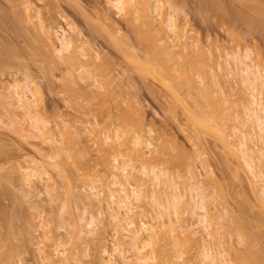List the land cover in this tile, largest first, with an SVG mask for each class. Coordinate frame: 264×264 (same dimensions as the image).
I'll return each mask as SVG.
<instances>
[{"label":"rangeland","instance_id":"obj_1","mask_svg":"<svg viewBox=\"0 0 264 264\" xmlns=\"http://www.w3.org/2000/svg\"><path fill=\"white\" fill-rule=\"evenodd\" d=\"M162 1L161 15L166 17L169 11H175L178 23L182 27L183 33L180 32L182 40L179 42L186 45L185 48L181 47L183 53L188 55L191 52L200 51L203 54L201 66L203 69L193 74V77L199 87L207 85V90L212 92L210 97H204L206 100L208 99L207 102H203L204 98L198 95L199 98L201 97L200 102L194 104V101L190 100L188 96L185 97L186 93L183 89L175 88H178L177 85L173 87L170 84L172 88H166V86H162L163 83L158 77V79L154 77L156 74L153 75L154 73L151 71L152 75L151 73H142L144 71L142 67L145 66L146 60L149 61V53L145 47L146 40L141 42L145 41L144 46L138 42V38L141 41L145 37L143 33L146 32L140 28L143 32L141 33V35L143 34L142 38H140L138 28H136L135 34L139 33L140 37L130 33V31L134 32L131 30L133 26H130L114 7L111 8L107 0H19V2L17 0L15 2L18 5L8 0H0V59L2 57L3 61L0 63V205H2L0 207L3 208V211H0V253L8 256L12 254L13 264H48L45 258L52 255L53 259L50 262L53 263L50 264H66L65 258L69 255L72 257L71 264H78V260L83 264H101L110 258L107 254L104 256L103 248H107V251L114 258L116 257L113 244L120 238H117L120 233H116V229L114 226L112 227L109 217L106 215L105 199L109 196V189L112 186L105 165L102 163L104 162V158L101 159L103 156L100 155L102 153H107L106 157L111 163H115L113 157L117 155L120 163L130 162L132 166H129V170L131 169L134 176L138 173V175L141 174V167L144 164L149 167L154 166L162 171L165 168L164 172H169L170 176L174 174L171 178L175 176L170 181L175 184L177 182L178 191L188 198L191 196L190 186L194 185V180L189 178L190 171L188 173L187 171L188 169L194 170L197 180L203 181L201 185L197 184V186L206 189L204 192L209 194L207 201L211 204L209 202L207 204L212 209L210 218L213 220L214 229L218 232H215L213 236V239L217 237V241H214L216 250L221 249L228 264H240L239 262L259 264V260H254L255 258L249 260V258L238 257L246 256V251L250 250L251 252L253 248L250 246V249H243L244 246L247 247L248 244L253 243L250 242L252 239L249 237L251 240L249 239V243L246 244V240L242 238L243 235H246L249 230L252 232L251 229L255 235L259 231L256 229L258 228L256 223L264 222V206L261 201L264 198L260 199L262 196L259 195L263 191L260 193L254 187L245 167L240 164L241 162L236 156L228 151L224 140L214 134L215 130L205 131L199 127L196 130L197 127H194L196 125L191 115L193 113L200 116L204 114V119L201 118L203 123L206 119L208 121L214 119L212 124L216 122L215 124L221 125L222 122H226L227 126H224L226 130H232L236 125L240 126L238 121L244 116L243 110L250 92L245 90L244 93V88L239 85L241 83L239 78L228 73L227 70L235 69L236 64L233 59L227 57V54L244 55L249 50L250 59H254L252 64L259 67L264 73V32L261 35L263 28L260 26H264L261 19H264V11L263 16L261 14L264 8L261 9V15L257 13L261 18L257 17L256 19L255 17L258 15L253 14L257 22L261 19L262 24L258 22L260 24L258 26L261 28L259 31L256 30L259 29L257 26L255 29L241 19L242 12L246 15L253 13L250 7L248 8V4L247 7L243 5L246 4L244 1L222 0L225 1L224 4L227 1L228 5H224L225 8L221 5L222 9L231 8L228 10L229 15L233 17L231 22L224 20L221 17L222 14L218 13L220 11L216 12L217 5L213 6L215 0H174V2L172 1L173 5L171 1ZM217 1L215 2L218 3ZM222 1L220 2L222 3ZM229 1H234V3L230 4ZM260 5L264 6L261 2ZM203 9L211 12L206 13L202 11ZM232 9L235 13H232ZM234 9L240 10V20L236 13L238 11ZM20 10L24 12L25 17L18 13L22 12ZM19 14L22 16L21 18ZM243 14L242 18L246 17V15L243 17ZM253 15H250V18H253ZM247 17L249 18L248 15ZM165 29L168 33L166 27ZM64 30L67 31V36L76 41L72 50L58 54L57 50L60 48L58 37ZM170 34L173 33L169 32L168 37ZM169 40L172 41L170 38ZM118 41L122 44H119ZM79 48H83L82 53ZM84 53L86 56H82ZM4 60L8 61L4 62ZM138 63L141 67L137 65ZM3 64L5 65L3 66ZM80 64L85 69L80 70ZM137 67H140L142 71H139ZM85 70L89 72L87 73ZM90 71L93 73L91 74ZM80 74L85 76L84 78L87 77L88 80L81 79L83 77L80 78ZM88 76H93L92 80ZM27 80L33 82L32 88L36 92L38 117L42 125H46V128L49 129L47 135L50 137L38 134L39 132L34 129L32 122L24 115L22 116L21 110L17 107L19 102L16 100L17 96L14 95L15 92L11 85L15 83L23 85ZM88 84L92 85L91 88ZM96 84L97 86H95ZM263 84L259 86L261 93L264 91ZM96 87L98 88L96 89ZM220 88L226 94V98L221 99L223 102L216 99L218 94L220 96ZM101 90L104 93L99 95ZM86 91L87 93H85ZM244 94H248V97H245ZM90 95H93V98ZM113 95L117 97H113ZM83 96L86 100L82 98ZM195 96L197 95L195 94ZM260 96L262 97V95ZM183 98L188 99L184 100ZM91 100H95V103ZM197 114L194 115L199 117ZM108 116H110L109 119ZM217 117L220 118L219 122ZM208 121L207 123H209ZM217 128L221 129L218 125ZM96 130L100 131H98L99 134L93 133L97 132ZM194 130L199 131L200 133L196 132L199 135L202 133L201 136L194 135ZM124 132L129 139L127 142L124 141L126 140ZM95 135L99 138L102 137L103 144L108 145V148L105 146L101 148L104 150L103 152L97 146L98 138ZM109 136L111 139H107ZM136 136L141 137L144 142L140 147L135 146L132 142ZM196 136L201 140L198 141ZM95 137L96 141H94ZM148 141L152 142V146L146 144ZM92 142L94 143L92 144ZM115 145L116 147H114ZM97 148L99 151L101 150V153L97 151ZM137 150H141L142 153L139 151L140 155H138ZM173 156L180 162L172 163L173 160L175 161L172 159ZM182 162L185 164L183 165ZM169 163L176 166L175 169ZM186 163L192 166L188 168ZM177 164L179 167L180 165L184 167L179 168ZM27 168H30V172L29 169L25 171ZM208 171L211 176L207 175ZM26 174L27 176H25ZM239 174L240 176H238ZM161 179L165 182L164 178ZM213 179H217L218 181H215L218 184L215 181L216 185L212 183ZM151 182L148 179V183ZM167 183L169 184V182H165V184ZM94 185L97 187V191H101L100 197L105 202L100 207L101 209L97 207L99 206L97 203L96 206L93 205L91 187ZM162 185L156 188L158 198H161V194L167 196L164 192L168 190L169 193L171 192V189H168L166 185L164 188H167L165 189L167 191L163 192ZM258 185L264 186V182L259 180ZM108 187L110 188L108 189ZM143 187L142 185L139 188ZM219 189L221 190L219 191ZM160 190H162L161 193H158ZM148 191L142 193L147 202L150 194ZM145 203L141 202V206L135 208V213L138 216L137 212H139V217H136L135 214L132 215L135 216L137 223L140 218H143L140 214L144 210L146 211H144L146 217L143 218L145 221H153V218L156 217L152 206L148 205L146 208ZM98 208L103 212L106 211L103 213L104 217L98 215L101 220L98 221L97 232L87 241L79 240L75 244L72 241L73 231L76 228L83 229L90 214H98L100 211ZM17 209L22 212V215L18 221L17 218L14 219V224L11 223L13 227H10L12 233L9 232V234L11 233L9 236L6 231H9L8 223L10 224L11 221L7 220L12 216L9 215L10 212L16 213ZM14 210L17 211L14 212ZM190 213H188L189 215L185 214V222L189 221L193 225L191 226L189 222L187 225L196 228L197 225L194 226V224H196L197 217L192 215L190 217ZM217 213L222 215L220 219ZM232 213H236V215H232ZM8 215L10 217L6 220ZM193 217L194 219H192ZM4 221L6 222L4 223ZM193 221L195 222L193 223ZM183 224V226H187L185 223ZM240 224L244 227L249 224L251 229H247L249 225L247 228L242 227L244 231L246 230L244 234L241 228L235 229ZM261 224L259 225L261 226ZM190 227L187 226V228ZM254 229L256 230L254 231ZM47 232L48 234H46ZM241 232L243 234H240ZM261 232L263 230L256 234L261 235ZM253 234L251 236L254 237ZM202 235L207 240L205 234L202 233ZM254 238L257 236L255 235ZM262 238L254 239L256 249L254 246L253 252L264 253ZM180 240L185 241L184 238H180ZM200 241L199 246L206 243ZM194 245L196 244L194 243L191 248V257L187 258L186 256L185 258L187 264L202 263L200 255H198L201 251L200 247V251H197L198 249L195 248L198 247ZM236 260L239 262L237 263ZM249 261L252 262L249 263ZM262 261L263 259L261 263Z\"/></svg>","mask_w":264,"mask_h":264},{"label":"bare ground","instance_id":"obj_2","mask_svg":"<svg viewBox=\"0 0 264 264\" xmlns=\"http://www.w3.org/2000/svg\"><path fill=\"white\" fill-rule=\"evenodd\" d=\"M8 1L17 4L15 2L17 0H8ZM168 1H171V4L174 2V0H168ZM175 1H177V0H175ZM215 1H217V0H215ZM215 1L213 2L214 3L213 6L217 5V7H216L217 11L216 12L220 11L218 13L220 15L222 14L221 17H223L224 20H227V22H229V21L231 22V18H233V17H231V15H229V13H228V10L231 8L228 9V7H227L228 5L226 4L227 1L225 4H224L225 1L223 2L222 0H218L217 1L218 3H216ZM220 1H222V3ZM234 1H231V2L234 3ZM241 1L246 2V4L244 3L243 5L244 6L246 5V7H247V4H248L249 5L248 8L250 7V9H251V11H253V13L247 14L249 16V18H248L246 13L243 14V12H242L243 17L245 15L247 17V18L244 17L245 18L244 19V18H242V14H240L239 9H234V10H237L239 13L238 12H236V13L238 15L240 14L241 19L244 20L245 22H247V24L250 25L251 27H253V28L255 27V29H256L257 27L259 28L261 26V28H263L261 31L262 32L261 35H263L264 26H262L260 24H262V22H264V19L261 18V16L259 17V14L261 12V9L264 8L263 5H260V2H261V4H264V0L263 1L262 0L261 1L260 0H240V2ZM18 2H19V0H18ZM107 2H108V4L110 3L111 8L114 7L118 11V13L122 14V16L124 17V20L127 21V23L130 26L134 27V28L132 27V29H131L134 32L130 31V33H132V34L134 33V35H136L138 37L139 33H140V35H141V33H143L141 31V29H143V31L146 32V33H143V34H145V37H144L145 39L142 38L143 34L141 35V37L139 35V37L142 38V40L140 41L138 38V42H140V44L144 45L145 41L143 43H141V42L143 40H146L145 43H147V44H145L146 46L145 45L144 46L146 47V50L149 53L148 54L149 61L146 60L145 66L142 67L144 71L141 70V68H140L141 66L138 63L137 65L140 66V67H137V68H139V71L141 70L142 73H144V72L151 73L152 72V73H154L153 75L156 74V76H154V77H156V78L158 77L160 79V81L163 83L162 86H166V88H169V89L172 88V86L170 84H172L173 87L177 85L178 88L177 87H175V88L177 90L183 89L184 93H186L185 97L188 96L190 98V100L194 101V104L199 103L201 97H203V98L204 97H210V94L212 92L210 93L209 90H207V88H208L207 85H203L202 87L201 86L199 87L198 84L195 82L194 77H193V74H196L197 72H199L203 69V68H201L203 54L200 51L199 52L194 51V52H191L190 54H188L189 55L188 56L187 54H184L183 51L181 50V47L185 48L184 46H186V45L179 42L180 40H182L181 35L183 32H182V27L180 26V24L178 23V19L176 18L175 11H169L167 13L166 17H163L160 13V10L162 8V2H163L162 0L161 1L160 0H107ZM231 2H230V4H232ZM175 4H176V2H175ZM199 4H200V2H199ZM221 5H223L222 6L223 8H225L224 5H227L226 6L227 9H222V7H220ZM174 6H172V7H174ZM185 6H186V4H185ZM20 11H22V10H20ZM183 11H184V8H183ZM202 11H205L206 13L211 12V11H207L204 9ZM232 11H233V9H232ZM263 11H264V9L262 10L261 14L263 13ZM156 12H157V15H155ZM18 13H20L21 15L24 16L23 11L18 12ZM198 13H200V12H198ZM232 13H235V12L233 11ZM254 13L255 14L259 13V14H257L258 16H256ZM263 14H262V16H263ZM21 15H20V18L22 17ZM212 15H213V13H212ZM240 15L238 16V18L240 17ZM250 15H253V18L255 17L256 19H257V17L261 18L262 22L260 21L261 19L260 20L258 19L259 20L258 22L259 23L261 22L259 24L255 18L254 19L250 18ZM216 16H218V15H216ZM234 16H236V15L234 14ZM239 20H240V18H239ZM224 23H225V21H224ZM258 24L260 26H258ZM70 25H71V23H70ZM165 27L167 28L168 33L170 32V33H173L174 35L170 34L168 37V33H166ZM74 28H76L75 25H74ZM74 28H73V31H74ZM136 28H138L140 30V31L138 30V32H139V33L137 32L138 34H135V31H137ZM228 28H230L229 25H228ZM261 28L256 29V30L260 31ZM134 29H136V30H134ZM66 32H67L66 30L62 31L60 36L58 37L59 41H60V48L57 50L58 54H60L64 51L72 50L71 48H73L75 45L76 40L70 36H67ZM75 32L78 33L77 31H75ZM79 32H81V31H79ZM180 32H182L181 35H180ZM78 34H80V33H78ZM232 34H235V33H232ZM169 38L172 41H170ZM112 39L114 41V38H112ZM119 44H122V43L119 42ZM120 47H121V45H120ZM122 47H123V45H122ZM35 50H36V48H35ZM80 50L82 53L83 48L82 49L79 48V51ZM8 52H10V51H8ZM9 55H10V53H9ZM250 55L251 54L249 53V50H247L244 53V55L243 54L237 55L236 53L235 54H227V57L229 59H233L234 63L236 64L235 69L231 68V69L227 70L228 73L230 75L232 74L233 76H237L239 78V80L241 82V83H239V85L244 88V93H245V90L250 92L249 97L247 96L248 94H244L245 97H248L249 99L248 100L246 99L247 103H246V106L244 107L245 113L243 110V114H244V116H242L243 118L242 119L237 118V119H240L239 120L240 122L238 121V124L240 123V126L236 125L233 127L232 130L231 129L226 130V128L224 127V126H227L226 122H222V123L220 122L221 125L215 124L216 123L215 122L216 119H215V121H214L215 123L212 124V121L214 119L211 121H208V119H206L209 123H207V121L204 120V123L206 121V124H204L203 121L201 120V118L204 119V114L201 115L203 117H201L197 113H193L191 116L194 119V122H195L194 124L196 125L194 127L195 128L197 127L196 130H198V127H199V129L201 128L205 131H211L212 132L215 130V133L214 132L213 133L215 135L217 134L220 139L224 140V143L226 145L225 147H227L228 151L231 154H233L234 156H236V158L239 159V161L241 162V163L240 162L239 163L245 167L246 172L248 173V175H250V180H251L252 184L254 185V187L256 189H258V192H260V193L263 191L262 192L263 195L259 194L262 196V197H260V199H261V198H264V186H259L258 183H259V180L264 182V98H262V97H264V93H263L264 91L262 90L263 91L262 92L263 94H262L259 86H261V84L264 83V73L259 69V67L252 64V63H254V62H252L254 59L253 60L250 59ZM82 56H86V53H84ZM97 57H98V55H97ZM76 58H78V57L76 56ZM1 59H2V57H1ZM1 59H0V63L3 62ZM79 59H81V58H79ZM79 59H78V61H81ZM7 61L8 60H4V62H7ZM71 61H73V60H71ZM81 64H80V66H81L80 70L85 69V68H83L84 66H82ZM88 64L90 65V63H88ZM133 64H135V63H133ZM227 64H229V63H227ZM4 65L5 64H3V66ZM222 65L223 64L221 63L220 66L222 67ZM154 70L156 73L153 72ZM92 71H93V68H92ZM82 72H84V71L82 70ZM86 72L88 73L89 71H86ZM86 72H85V74H87ZM90 73H91V71H90ZM152 73H151V75H152ZM82 74L85 75L84 73H82ZM98 75H99V73H98ZM81 76L82 75L80 74V78H81ZM85 76H82L83 78H81V79H86L87 77L84 78ZM92 77L88 76V78H91L90 80H92ZM95 77H98V76H95ZM234 78H236V77H234ZM86 80H88V79H86ZM172 81H173V83H172ZM96 82L98 83V80ZM169 82H171V83H169ZM32 86H33V82L30 80H27L26 83H24L23 85H21L19 83H15V84L11 85V88L15 92L14 95L16 94V96H17L16 100H17V102H19L17 104L18 106L16 104L15 105L18 107V109L21 110L20 114H22V116L24 115V117L26 119H28L32 122L34 129H36L39 132L38 134H41L42 136L47 137L48 136L47 134H49V132H48L49 129L46 128V125H42V123L38 117V110H37L38 105L36 104L37 103L36 92L33 90ZM89 86L91 88L92 85H89ZM89 86H88V88H89ZM95 86H97V84ZM98 87H100V86H98ZM98 87H96V89ZM262 87H261V89H263ZM88 88H86V89L89 91ZM243 88H242V90H243ZM176 89H175V92H176ZM258 89L260 92L258 91ZM219 90H220L219 91L220 96L218 94L216 99H218L217 101L223 102L222 100H224L226 98L225 97L226 94H224V92L222 91V88H220ZM13 91H12V93H13ZM219 92H217V93H219ZM85 93H87V91ZM102 93H104V92H102V90H101L99 95H101ZM195 94L197 96H195ZM179 95H180V93H179ZM198 95L201 97L199 98ZM260 95H262V97ZM84 96L82 98L85 99L86 96L85 97ZM115 96L113 95V97H115ZM88 98H90V97H88ZM92 98H90V99H92ZM187 99H184V100H187ZM115 100H116V98H115ZM205 100L206 99L204 98L203 102L208 101V99L206 101ZM94 101L91 100V102H94ZM199 105H201V104H199ZM86 106H87V104H86ZM90 106H91V104H90ZM204 110H206V109L204 108ZM194 114L199 115L200 118ZM238 114H239V112H238ZM109 117L110 116H108V119H109ZM210 117H212V116H210ZM209 119H211V118H209ZM219 119L220 118H218V120H217L218 122H219ZM17 122H18V120H17ZM217 125L221 129L217 128ZM80 130H82V129L80 128ZM196 130H194V135H199L197 133H200V132L196 131ZM76 131H78V130H76ZM87 131H88V129H87ZM87 131H85L86 134H88ZM96 131L97 132H93V133L96 134V133H98L99 130H96ZM123 131L126 132V130H123ZM227 131L228 132L230 131V132L228 133ZM81 133H82V131H81ZM227 133H228V135H227ZM79 134H80V132H79ZM201 134L199 135V137L201 136ZM126 136H127V134L125 133V137ZM44 137H42V138H44ZM48 137H50V136H48ZM123 137H124V135H123ZM123 137H122V139H123ZM125 137H124V139H125ZM127 137H126V140H124L126 142L129 140V139H127ZM97 138H98V140H97ZM97 138L94 141L97 140V143H98L97 146L99 149L103 148V146H105V148L108 146V145L103 144L104 140H102L103 139L102 137H100V138L97 137ZM196 138L198 141L201 140L197 136H196ZM225 138H226V140H225ZM107 139H111L110 136L107 137ZM230 139H232V140H230ZM108 141H110V140H108ZM132 142L134 143L135 146H138V147H140V145L142 146V144L144 143L143 140L141 139V137H139V136H136L135 138H133ZM93 143L94 142H92V144ZM108 144L111 145L110 143H108ZM146 144L148 146H152V142L148 141ZM114 147H116V145ZM98 148H97V151H99ZM118 149H116V150H118ZM73 151H75V150H73ZM103 151L104 150H102V152ZM108 151L110 152V150H108ZM139 151H141V150H137V152H139ZM111 153H112V151H111ZM141 153H142V151H141ZM102 154H100L101 156H103L101 159L104 158L103 159L104 162H102V163L105 165V170L108 174V177L110 178V185L112 186L111 189H109L110 187H108V189L110 190V194L105 199L106 205L104 204V206L108 212V213L106 212V215H108V217H109V222L112 225V227L114 226V228L116 229V233H118V234L120 233V235L117 236V238L118 237H120V238H118V240L116 238L117 241L115 242V244H113L114 248L112 247L113 251L116 254V257L114 258V256L111 255L107 251V248H103L104 249L103 250L104 256H105V254H107L108 256H110V258H109V260H106V261L104 260V262L102 261L103 263H101V264H187L185 258H186V256H187V258H188V256L191 257V255H190V254H192L191 248H193L194 243L196 244L194 246L198 247V248H195V247L194 248L196 250L198 249L197 251L201 250L199 252L200 254H198V255H200V258H201V260H200V262H202L201 264H228V260L225 257V255L221 252V249H218L219 250L218 251V250H216L217 248H215L214 241H217L216 240L217 237H214L215 239H213V236H214L215 232H217V231H216V229H214L213 220L210 218L212 216V214H210V210H212V209H210L208 204H207V202H209V201H207L208 200L207 195H209V194H206L207 192L206 193L204 192L206 189L204 190V189H201L199 186H197V184L201 185V183H203V181L197 180V177L195 175L196 172L194 170L188 169V171H187V173L190 171L189 172L190 174H188L189 178H191V180H194V185L190 186L191 187L190 188L191 196L188 198V196H186L185 194H181L182 193L181 191L180 192L178 191L177 182L175 184V182L170 181L175 176L173 178H171L172 175H174V174H172L170 176L169 172H164L166 170L165 168H164V171H162V170H160L154 166L149 167V165L144 164L141 167L142 170L140 169L142 171V172H140L142 174V175L140 174L142 177L140 175H138L139 173L134 176L131 169L129 170V166L131 165L130 162L126 161L127 162L126 163L124 161V163H122V162L120 163L119 159L117 158V156H118L117 155V156L113 157V160L115 163H111V162H109V158L107 159V157H106L107 153H102ZM135 155H136V153H135ZM138 155H140V152ZM173 157H172V159H175V157L174 158ZM173 162L177 163V162H180V160L178 161V158H176L175 161L174 160L172 161V163ZM178 164H177V166L179 167ZM182 164L184 165L185 163L182 162ZM172 165L170 164V166H172ZM187 166H189V165L187 164ZM187 166H186V168H187ZM191 166H189L188 168H190ZM172 167H174V165ZM175 167H174V169H175ZM180 167H182V165H180ZM28 169L30 172V168H27L25 171H27ZM168 169H169V167L167 168V171H168ZM170 170H171V167H170ZM185 172H186V170H185ZM209 173H210V171H208L207 175H209ZM104 175L106 177V174H104ZM25 176H27V174ZM209 176H211V175H209ZM209 176H207V177H209ZM235 176L237 177V175H235ZM238 176H240V174ZM143 177L146 179H144ZM161 178H164L165 182H169V184L168 183L165 184V182H163V179H161ZM239 178H241V177H239ZM148 179H149V182L152 181L151 182L152 184L148 183ZM215 180L218 181L217 179H213L212 183H214ZM216 181H215V183H216ZM161 184H163L162 188H164L165 187L164 185H166L168 189H171L170 193L168 192L169 190L168 191L165 190L167 188L163 189V192H164V190L168 192V193L164 192L167 194V196H165V194H164L165 197L162 196V194H161V198H164L163 199L164 201L160 197L158 198V195H156V193H157L156 188H157V186H160ZM216 184H218V183H216ZM142 185L144 186L142 188L143 190L139 188ZM262 185H263V183H262ZM149 188H151V189H149ZM148 190H150V191H148ZM220 190L221 189H219V191ZM146 191H148V193H150V194L152 193L151 195L149 194V196H148V199H149L148 202L146 200H144L145 197H144V195H142V193L146 192ZM161 191L162 190H160L158 193H161ZM91 192H92L91 197L94 199L93 205H95L97 203V205H99L97 207L100 208L101 206H103L102 204H103L104 200H102L103 198L100 197V195H102L101 191H99V190L97 191V187L94 185L91 187ZM209 197H212V196H209ZM261 201H262V204L264 206V199H261ZM141 202H143V203L146 202L145 207L148 205L152 206V210L155 212V215H156V217L153 218V221H151V220L145 221V219H143L146 217L145 216L146 213H144L145 210L142 211L143 213L140 211L142 213L140 215L143 218H140L139 219L140 221H138V223H137V220L134 218L135 216H132L133 214L136 215L135 208L138 206H141V204H140ZM0 206L2 207V205H0ZM1 207H0V211L1 210L3 211V208H1ZM17 210H14V212H16ZM11 211H13V210H11ZM105 211L104 212L102 210H100L99 212L97 211L98 212L97 215H93L92 212H91L92 214L89 213L90 217L88 218L84 228L83 229L76 228L73 231L72 241L75 244H77L79 242V240L87 241L91 236H93L97 232L98 221L101 220V219H99L98 215L101 217H104L103 213H105ZM18 212H19V210H18ZM18 212H16V213L10 212L11 214H9V215H12V216L10 217L8 215L6 218V220H7L8 217H10V219H8L7 221H9V222L11 221L10 224L8 223L9 227L7 226L9 231H6V232H8L9 236L12 233V229L10 231V227H13L11 225L14 224V222H15L14 219L17 218V221H18L22 215V212H19V214L21 213L20 215L18 214ZM188 213H190V217H192V216L197 217V219L195 218L197 221H196V224H194V226L197 225L198 227L196 226V228L195 227L191 228L190 227L191 223L189 221H187V223L189 222L190 225L189 224L187 225V223L185 222L186 220L184 219V216H185V214H188ZM16 214L19 215V218H18V215L16 216ZM137 214H138V216L136 215V217H139V212H137ZM217 214H215V215H217ZM0 215H1V213H0ZM215 215H214V217H215ZM218 215L217 216L220 219V217L222 215H220V214H218ZM232 215H236V213H232ZM192 219H194V217ZM5 222L6 221H4V223ZM194 222L195 221H193V223ZM247 222H249V221H247ZM259 222L260 223H258V222L256 223V225L258 227L256 229H257V231L259 230L256 233H260V230H263V232H264V229H263V227H264L263 223L264 222L263 221H259ZM11 223H13V224H11ZM183 223H185L190 228H187V226L186 227L183 226L184 225ZM236 224L237 223H235L234 225H236ZM250 224H251V222H250ZM259 224H261L262 227ZM238 225H239V223H238ZM248 225L246 224L245 227L247 228ZM240 226H236L235 229L241 228V231L243 230L242 232L244 233L246 231V230L244 231V228H245L244 225L242 226L240 224ZM251 226H253V225H251ZM242 227H244V228L242 229ZM260 227H261V229H260ZM8 229H6V230H8ZM247 229L248 230L251 229L250 225ZM256 229H254V231ZM251 231L253 232L252 229H251ZM9 232H11V233L9 234ZM242 232L240 234H243ZM249 232H250V230H249ZM249 232L248 231H247V233L245 232L246 235H243V237L241 235V237L244 240H246L245 241L246 244L249 243L248 240L250 238L252 239V240L250 239L251 243L255 242L254 239L256 240L258 238V240H259L260 237L262 238V236H263L262 239L264 240V233L263 232H261L262 233L261 235L260 234L257 235L255 233L257 238H254L255 237V235L253 234L254 232L253 233L250 232V234H249ZM70 233H71V231H70ZM202 233L205 234V236L207 237V240H206V238L203 237ZM251 233L254 235V237L251 236L252 235ZM46 234H48V232ZM247 234L250 236H248ZM197 235H198V237H196ZM259 235H260V237H259ZM247 237H248V239H247ZM180 238H184L185 241L180 240ZM200 239H201V241L206 242L202 246L201 245L199 246ZM256 242H258V241H256ZM259 242H261V241H259ZM252 244H250V245L248 244V246H247L248 248L246 246H244V248H243L244 250H245V248L250 249L249 247L251 246V248L253 247L251 252H250V250H248L249 252L246 251L247 253H245V251L242 249L243 253H245V255L247 257L240 254L241 257H238V258H241V259L242 258H244V259L249 258V260H252L251 258H255L254 260L258 259L260 261L259 262L257 260L259 264L261 263V260L263 259L262 263H264V253L262 254V252L258 253L256 251H255L256 253L253 252V250L256 249V245H255V243L253 245ZM263 245H264V243H263ZM254 246H255V249H254ZM258 246H259V244H258ZM199 247H200V250H199ZM201 248H203V249H201ZM233 249H234V247H233ZM240 249H241V247H240ZM113 251H112V253L114 254ZM257 251H259V250L257 249ZM130 253H132V254H130ZM63 254H64V252H63ZM261 254H262V256H260ZM2 255L0 253V258H1L0 264H13L12 254H10L9 256L5 255V254H2ZM102 255H100V256H102ZM52 256H48V258L47 257L45 258V259H47L46 262L48 264L53 263V262H50L51 259H53V258H51ZM3 257H4V259L2 261ZM71 260H72V257L69 255L65 258V263L71 264ZM254 260H253V262H254ZM238 262L239 261H237V263ZM250 262H252V261H249V263ZM54 263H55V261H54ZM239 263L242 264V262H239ZM243 263H246V262L243 261ZM78 264H83V262L78 260ZM197 264H200V263H197ZM251 264H253V263H251ZM254 264H256V263H254Z\"/></svg>","mask_w":264,"mask_h":264}]
</instances>
